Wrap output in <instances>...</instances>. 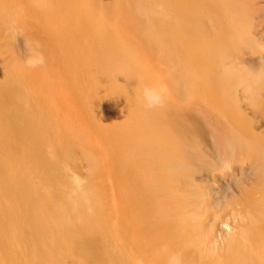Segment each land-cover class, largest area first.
I'll list each match as a JSON object with an SVG mask.
<instances>
[{
    "label": "bare ground",
    "instance_id": "6f19581e",
    "mask_svg": "<svg viewBox=\"0 0 264 264\" xmlns=\"http://www.w3.org/2000/svg\"><path fill=\"white\" fill-rule=\"evenodd\" d=\"M115 1L49 0L50 7L41 11L34 0H0V38L16 36L11 21L23 9L49 45L44 67L28 69L5 62L0 42V264H168L172 255L178 264H264V0H117L130 5L138 29L144 22L166 39L159 46L169 67L167 87L161 86L171 110L165 112L176 113L173 120H189L191 128H160L159 135L151 127L157 122L152 110L143 104L139 111L146 114L121 112L139 134L132 128L127 143L150 154L154 163L149 158L147 170L160 172V184L146 178L150 173L141 181L134 177L136 155L130 154L128 166L124 134L111 128L108 135L123 151L112 165L121 175L117 170L113 175L112 166L108 170L114 184L100 180L99 189H107L110 200L76 176L65 199L59 198L65 183L59 161L52 154L42 158L39 146L54 134L51 141L64 149L69 128L91 124L101 100H112L117 66L108 30ZM142 34L156 51L158 43ZM25 37L16 44L23 55ZM123 101L126 110L133 103L130 95ZM192 110L237 115L234 122L241 128H204L187 112ZM194 151L209 155L213 167ZM14 154L25 165L17 172L10 162ZM120 165L132 175L122 174ZM90 248L100 261L93 260Z\"/></svg>",
    "mask_w": 264,
    "mask_h": 264
},
{
    "label": "rangeland",
    "instance_id": "374dc122",
    "mask_svg": "<svg viewBox=\"0 0 264 264\" xmlns=\"http://www.w3.org/2000/svg\"><path fill=\"white\" fill-rule=\"evenodd\" d=\"M116 1H115V4H113V6H114L113 7L114 15H111V16H113V18L110 21L111 25H109L112 28L111 27L109 28V26H108V28L110 30V31L108 30V32L110 33V36H111V38L113 40V44H114V58H115L114 61H115V65L117 66L116 73H115V83H114V87H113L114 90H112L114 92V94L111 95L112 96L111 97L112 100L110 99L111 101H108V102H106L107 100H104V99L101 100L102 103H100L101 105H99V110H98L99 113L97 114V116L99 115L98 116L99 118L96 116L95 120L93 122H91L92 125L89 122L90 126H89V124L87 126H89L90 128L87 127V126H83V127H79V128H73V129L69 128V130L70 129L73 130L74 132H72V133L75 134L74 136H73V134H71L75 139L72 138V136L70 135L72 141H69L70 140L69 133L71 132V130L67 134L66 131L68 130V128H64V129H67V130H64L66 133L62 134L63 130H61V129H63V128H55L57 130V133H60L62 135L67 134V137L65 135V138H67L69 140L67 141V139H66L65 140L66 143L64 142L65 147L67 146V149L64 147V149H65L64 150L62 145H60L62 148H59V145L56 144V142L54 140L51 141V139H53V136H55L54 134H52V136H50V137H47L48 141H47V138L46 139L43 138V140H45V141L41 140V141H43L42 142L43 144H40V146H39L40 149L43 151L42 153H44V155L42 154L43 155L42 158H49L48 155L51 156V154H52L59 161L58 165H60V166H59L58 170H60L59 171L60 173L59 172L58 173H59V175H61L59 177L61 178L62 182H63V179H65L64 180L65 183L61 182L62 186H63V189L61 188V190H63L62 192H64V193H63L62 197H59V198H61L63 200L65 199V195L64 194L66 192H68L69 188L72 187V186H70V184L73 182V178L75 176L78 177L80 179V181H82L83 184H85L88 188H90V189H92L94 191L95 190L97 191V190H100V189L102 190L103 187L100 188V189H99V187L103 184L102 182H104V181L108 182V186L111 183L114 184L113 182L115 181V179H114L113 175H116L119 172V170L115 169V168H118V167H115V166H112V165L115 164V163L117 164V162H119L118 160L121 159V156H122L121 155L122 154L121 151H123V150L121 149L122 147L119 148L120 145L118 144V142H115L116 144L113 143L115 139L113 140V138L110 137L109 135H111L112 133L117 135L116 131H118V130H119L118 135L121 134L120 132H122V134H124L123 135L124 136V138H123V146H125L126 151L129 153V155L127 153L125 156L129 159V156L132 157V155H136V158H135V156H133L134 158L132 157V159L134 161L135 169L134 168H130L131 170L134 169V171H135L134 173L132 172L134 177L135 178L138 177L137 179L141 178V179L144 180L146 175H147V173H150V174L147 175L146 178H150L151 177V179H152V177H153L154 179L151 180L152 184H157V183L160 184V179L158 177V176H160V172L157 173V174H159L158 176H157V174L155 172H152V173L149 172L150 169H151V165L150 164L154 163L153 160L151 159L150 154L145 156V154H147V153L143 154L135 145H133V144L130 145V142L131 143L133 142L131 140H130L129 143H127L129 141V136L128 135L130 133H132L131 130L135 129V131H134V134H135V132L137 131V128H136L135 123L133 124L131 122L132 119H130V121H129V118H127L126 115H123V114L127 113V111L129 113V111L131 112V111H134V110L138 111L140 113V115H143V113L146 114L145 113L146 111H144V109H141L139 111V107H138L139 105H141V107L143 106L142 103L140 102L139 98H138V89L140 88L141 85H154V86H158L160 88H162L163 86L167 87L165 85V69H166L167 66H165L162 63V60H161V57H160L161 53H162V49L160 48L161 47L160 43H162V41L164 42L166 39L160 35V31L159 30H157L155 28L144 26V22L141 23V25H140L141 27H139V29H138V27H136V24H137L136 23V21H137L136 16L132 12V10L130 9V5L128 7L127 3L126 4L124 2H122V3L119 2L118 3ZM30 17L31 16H29V14H26L23 9H19V13L16 15L15 19L11 21L12 25L16 29L15 30L16 31L15 32L16 36L4 35L3 38H0V42H4V49H3L2 56L4 57V61L5 62H7V63L8 62H12V63L15 62V63H18L19 65H25L24 64L25 55H23L21 53V44H19L20 46L16 45L17 41H20L22 39V37H24V36H26L25 37L26 39H32V40H38V38L41 37V39L39 38L38 41H40L41 44L43 45L44 55H45V49L49 48V45L47 44V39H46L44 30L42 28H40L41 30L38 31L37 28H36L37 24ZM141 29L144 30L145 36H148V38L150 40H152V42H157L158 43V47H157L156 51H154V49H155L154 46L150 45V44H147L145 42L146 40L144 39V37H142L140 35V32H141V34L143 33V31H141ZM111 33H113V35ZM144 33L142 35H144ZM116 37H118L119 39L115 40ZM20 54H22L24 57H22V55H20ZM17 58L19 59V61H18ZM167 68L169 69V67H167ZM171 74H172V72L169 73V75H171ZM117 93H119V94H117ZM128 95L131 96V100L132 101L134 99L135 100L133 101V103L130 104L129 107H127V110H126V106L124 105V103H123L124 101L123 100H127ZM102 96H103V94H101L100 97L103 98L104 96L103 97ZM114 96L117 99L113 98ZM171 96H172V94H171ZM103 100H104V102H103ZM166 102H168L167 99H164V102H163L164 104H162L159 107L151 109L152 111H151L150 115H152V118H154V120L157 121L151 127H154L155 129H158L159 130V135H160V128H191L189 120L183 119L182 117L180 118V120L179 119H175V120L172 119V118H174L176 113H175L174 116L169 114V113H171L170 112L171 110H168V108L170 109V106L168 104H166ZM171 102H172V106L177 108L176 104L173 105L175 103L174 98L171 99ZM104 103H106V104H104ZM107 103H110L108 105L111 108L107 105ZM121 103H123V104H121ZM103 104H104V107H102ZM118 104L119 105L121 104L122 108H124V109H122V111L120 110L121 108H119L121 105L118 106ZM106 105H107V107H105ZM100 108H103V109L100 110ZM166 109L168 110L169 113L165 112ZM102 110H103L104 113H102ZM187 112L194 119L197 118L198 121L201 124H203L204 128H210V129H212V128H232V129L241 128L240 126H238L237 123L234 122V119L238 118L237 115L236 116L221 115V114L219 115V113L218 114H213V113L209 114V113H207L205 111H204L205 113L203 111L198 113V112H196L194 110L187 111ZM200 115H202V116H200ZM255 117H256V120H258L260 122V124H261L260 116L257 113H255ZM137 118H139V117H137ZM157 118H159V119H157ZM177 120H179V121H177ZM95 121L96 122L99 121V122L96 123V125H95ZM125 123H126V125H125ZM174 123H175V125H174ZM129 124L131 125V127H130ZM91 126H92L93 130L91 129ZM121 126H123V127H121ZM127 126H129L128 127L129 130H128ZM134 126H135V128H134ZM262 126L264 127V122L263 121H262ZM98 128H99V130H101V131L103 130V131L102 132L100 131V133H99V130H97ZM111 128H113V129L111 130ZM118 128H120V129H118ZM121 128H125V129L127 128V132L123 133L124 129H121ZM115 129H118V130L115 131ZM110 130L112 131V133L110 132ZM105 131H106V133H104ZM215 131H217L218 134H220V129L219 130H215ZM109 132L111 134H109ZM126 133L128 135H126ZM105 135H108V136H105ZM135 135L138 137L139 134H135ZM75 136L78 138L79 142L78 141H76V142L73 141V139L77 140V138ZM137 137H135L136 140L139 139ZM49 138H50V140H49ZM85 139H87V140H85ZM110 139H112V140L110 141ZM82 140H83V142H82ZM102 140H104L105 142L102 141ZM106 140H108V141L106 142ZM153 140L155 141V143H157L155 139H153ZM98 141H100V142L102 141L103 145H99ZM109 141H110V143H109ZM45 142H47V143H45ZM112 144L116 145L113 148H115L116 152H119V153L115 154L116 152H114V150H112V147H111ZM53 145H55V146H53ZM41 146L43 147V149L41 148ZM101 146H103V147H101ZM126 146H127V148H126ZM7 148H8V150H12L10 147H7ZM53 148H54V151H53ZM110 148H111V150H110ZM107 151L108 152L111 151L114 154L110 155V154H108ZM156 152H157L158 155H160V147L157 148ZM37 153H39L37 155L41 157V152L38 151ZM131 153H132V155H130ZM194 153L197 155V157L199 159L205 161L209 168L213 167L214 160L209 155L200 153V151L199 152L198 151L197 152L194 151ZM18 154H19V152H18ZM18 154H17V156H16V154H14L15 157L10 158V162L11 163L13 162L11 164V166H12V170L14 172H17L19 170V166H25L24 163H23V160H21V157H19L20 155H18ZM107 154H108V156H107ZM140 155H141V157H140ZM105 156H107V157H105ZM108 157H112V159H110V160L108 159V161H110V162L113 160L111 163H109L107 161L106 158H108ZM146 157H148V158L146 159ZM117 158H120V159L117 160ZM149 158L152 160L151 163H150L151 160ZM136 159L139 161L138 163H140V164H137V163H136L137 165L135 164V162H137ZM130 160L131 159L126 161L128 166L130 164H132V162H128ZM17 161H19V162H17ZM106 161L109 164H107ZM114 161H117V162L114 163ZM158 164L160 165V163H158ZM98 167H100L99 169H103V170L100 171L98 169V172H97L96 168H98ZM110 167H111L110 170H112V171L114 170L115 171L114 173H112V171L108 172ZM40 168H41V166H40ZM145 168H146V170H143ZM93 169H95V170H93ZM119 169H120V171H123L124 167H121V165H120ZM126 169L122 172V174L124 172H127V174H128V171ZM116 170L118 171L117 173H116ZM136 171H137V174H136ZM41 172H43L42 169H41ZM93 172H95V174H93ZM141 172H142V174H141ZM91 173H92V175H91ZM96 173H97V175H96ZM132 173L128 174V175H132ZM153 173H155L156 176ZM101 174L102 175L105 174L103 176L104 177L106 176V177L104 178ZM119 174L121 175V172H119ZM98 175H101V176H98ZM143 175H144V178H143ZM95 177H96V179H94ZM101 179H103L102 182H100ZM105 179H107V180H105ZM113 179H114V181H113ZM141 179L139 181H141ZM95 180L99 182V185L97 187H95V189H94V185L92 186V184H98V183H96ZM154 180H155V182H154ZM141 183H142V185H144L145 182L143 181ZM145 186H142V189L145 188ZM109 188L111 190V187H109ZM145 189H147V187ZM102 191H103L102 193H100V192L99 193L101 195L103 194L102 195L103 197L108 194L107 195L108 197H106V200H108V199L110 200L111 197L109 196V193H108L109 191L107 189L105 190L106 192H104V190H102ZM156 201L158 203H160V198L158 200H156ZM46 231L49 232L48 234H50V231H48L47 228H46ZM21 232H22L23 235L24 234L26 235L25 231L21 230ZM90 250H91L90 251L91 255L94 256L93 260L95 259L96 262H98V260L100 261V259L98 258V254H96V252H95V249L93 251L90 248Z\"/></svg>",
    "mask_w": 264,
    "mask_h": 264
},
{
    "label": "clouds",
    "instance_id": "9594fccd",
    "mask_svg": "<svg viewBox=\"0 0 264 264\" xmlns=\"http://www.w3.org/2000/svg\"><path fill=\"white\" fill-rule=\"evenodd\" d=\"M34 6L41 11H46L50 7L49 0H34ZM25 49V67L28 69L43 68L46 59L41 42L38 40L26 39ZM164 91L163 88L154 85H141L138 89V98L146 108H156L161 106L164 102ZM168 264H178V258L175 255L170 256Z\"/></svg>",
    "mask_w": 264,
    "mask_h": 264
}]
</instances>
